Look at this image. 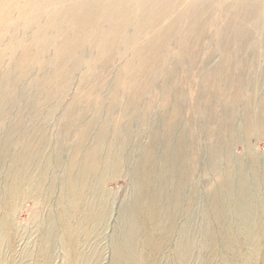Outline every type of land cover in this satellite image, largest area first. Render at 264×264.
<instances>
[{
    "label": "rangeland",
    "instance_id": "374dc122",
    "mask_svg": "<svg viewBox=\"0 0 264 264\" xmlns=\"http://www.w3.org/2000/svg\"><path fill=\"white\" fill-rule=\"evenodd\" d=\"M0 264H264V0H0Z\"/></svg>",
    "mask_w": 264,
    "mask_h": 264
}]
</instances>
